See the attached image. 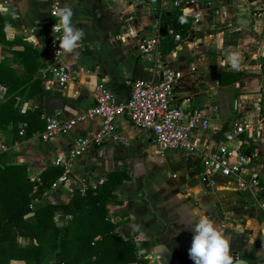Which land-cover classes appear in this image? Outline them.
<instances>
[{"label":"crops","instance_id":"obj_1","mask_svg":"<svg viewBox=\"0 0 264 264\" xmlns=\"http://www.w3.org/2000/svg\"><path fill=\"white\" fill-rule=\"evenodd\" d=\"M65 5L73 8V23L83 29L84 37L77 57L62 52L71 74L60 85L51 77L44 33L57 22L54 13ZM167 26L180 38L166 33ZM156 28L162 32L159 67L140 58L137 50L138 41ZM235 50L242 57L237 68L228 63L229 53ZM169 68L181 72L170 103H180L184 110L202 108L207 118L205 127L190 133L197 144L214 143L236 117L248 119L249 131L227 146L234 152L255 153L243 170L244 177L253 176L255 182L242 190L234 176L213 173L209 183L201 176L196 152L161 149L149 130L118 114L112 121L113 130L126 140H105L83 150L71 161L65 179L52 186L64 169L53 160L62 158L77 137L96 132L100 119L85 117L43 140L39 136L45 126L43 96L62 97L52 116L64 120L91 105L92 89L98 82L115 100H122L128 93V81L157 79ZM28 71L33 80L25 79ZM0 74L11 83L18 79L9 93L20 111L40 110L42 123L27 135L21 121L17 130L10 122L0 128V165H23L27 178L34 182L31 190L44 186L31 197V209L46 203L60 206L73 193L83 194L114 171L119 180L105 204V221L112 224L111 234L143 241L138 252L147 264H193L188 256L193 209L209 215L223 230L234 264H264V0H196L183 11L147 0H0ZM5 91V84L0 83V102L8 97ZM31 209L23 217L35 222ZM70 218L71 213L58 207L51 217L54 225H65ZM133 225L140 230H133ZM15 240L20 246L34 243L26 235H16ZM48 258L46 253L44 259ZM91 259L80 264H89ZM9 264L30 262L12 258Z\"/></svg>","mask_w":264,"mask_h":264},{"label":"built area","instance_id":"obj_2","mask_svg":"<svg viewBox=\"0 0 264 264\" xmlns=\"http://www.w3.org/2000/svg\"><path fill=\"white\" fill-rule=\"evenodd\" d=\"M151 3H159L163 8L170 6L181 11L189 7L196 0H147ZM52 12L55 10L52 9ZM52 25H48L45 36V54L51 66V77L60 85H64L70 79V68L62 57V49H59V34L52 31ZM165 32L171 34L174 39H179L178 33L167 26ZM162 32L157 28L151 36L142 37L137 43L138 56L153 66L159 67L158 42ZM181 72L177 69H165L157 79L150 77H136L128 81V93L122 100H115L111 91L98 82L92 89V103L85 111L75 117L58 119L52 115H44L45 126L39 133L41 139L68 130L75 121L85 117L97 116L100 119V128L93 133L77 137L62 158H55L53 163L63 164V172L52 181L55 186L65 179L69 165L83 150L93 147L102 141L111 140L124 142L126 138L113 130V118L118 114H124L131 123L141 129L149 130L161 149H182L194 151L199 156L201 176L212 183L209 175L218 173L231 175L236 178L239 189H248L255 182L253 176L244 177L246 163L255 157L254 152L232 151L227 142L237 138L243 132L249 131V121L245 117H236L229 128L221 132V138L214 143L202 141L197 144V138H191V131L197 127H205L207 118L202 108L184 110L182 104H171L174 93V83ZM0 147H3L0 140ZM82 190V189H80ZM264 208V203L261 204Z\"/></svg>","mask_w":264,"mask_h":264},{"label":"trees","instance_id":"obj_3","mask_svg":"<svg viewBox=\"0 0 264 264\" xmlns=\"http://www.w3.org/2000/svg\"><path fill=\"white\" fill-rule=\"evenodd\" d=\"M29 73L25 77L27 81L33 80ZM0 83L5 84L8 94L0 102V128L10 122L11 127L16 129L17 122L21 121L24 134H29L42 123L40 110L32 108L20 111L14 105V95L9 92L15 88L18 79L11 83L0 74ZM40 89L38 87L32 92ZM118 180L114 171L109 172L99 185L87 187L83 194L73 193L70 200L60 206L46 203L31 209V197L40 193L44 186L39 185L32 191L34 182L27 178L23 165H0V264H9L12 258L24 259L30 264H80L90 257L92 261L89 264H147V258L138 252L143 241L137 246L136 241L111 234L112 224L105 221V204L113 196L112 189ZM56 207L63 213H71L65 225L53 224L51 217ZM30 209L36 216L35 222L23 217ZM96 234H99L98 238H94ZM16 235H26L30 240L34 239V243L30 241L28 245L20 246L15 240ZM56 251L60 252L58 262L54 261ZM46 253L49 258L45 260Z\"/></svg>","mask_w":264,"mask_h":264},{"label":"clouds","instance_id":"obj_4","mask_svg":"<svg viewBox=\"0 0 264 264\" xmlns=\"http://www.w3.org/2000/svg\"><path fill=\"white\" fill-rule=\"evenodd\" d=\"M57 17V22L53 24L52 31L60 33L58 37L59 49H62L64 54H72L73 57L78 56L77 49L80 46V41L84 37L83 29L73 23L74 10L71 6L65 5L57 9L54 13ZM184 22V18H181ZM33 42H36L35 36L31 37ZM241 53L238 50L232 51L228 55V63L233 67H239ZM194 218V227L191 246L188 249V256L193 261V264H234L231 253V245L228 237L223 230L214 222L207 214L193 209L191 213ZM133 230L139 231V225H133ZM141 241H136L139 246ZM153 256L158 258L156 250ZM153 256H149L152 259Z\"/></svg>","mask_w":264,"mask_h":264},{"label":"water","instance_id":"obj_5","mask_svg":"<svg viewBox=\"0 0 264 264\" xmlns=\"http://www.w3.org/2000/svg\"><path fill=\"white\" fill-rule=\"evenodd\" d=\"M62 97L58 95H44L43 96V112L45 115H52L55 108L60 107ZM60 258V252L54 253V261L58 262Z\"/></svg>","mask_w":264,"mask_h":264}]
</instances>
